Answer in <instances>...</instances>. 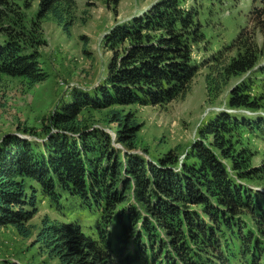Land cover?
<instances>
[{"label": "trees", "instance_id": "1", "mask_svg": "<svg viewBox=\"0 0 264 264\" xmlns=\"http://www.w3.org/2000/svg\"><path fill=\"white\" fill-rule=\"evenodd\" d=\"M34 1L0 0V25L17 14L18 3L30 8ZM38 1V19L52 14L68 29L75 0ZM121 1L107 3L115 8ZM187 3L160 0L115 25L103 40L112 54L104 81L93 92L75 90L51 117L43 141L3 139L0 227L31 238L41 195L65 213L75 204L95 218L88 226L71 208V220L43 219L34 246L61 264H264V164L252 166L250 147L255 136L264 135V119L221 111L198 130L183 159L173 149L149 159L135 152L140 128L134 117L115 110L163 107L186 93L202 66L194 47L206 39L197 8ZM37 27L32 24L30 33ZM1 35L0 75L30 85L45 81L40 41L17 28ZM236 42L215 53L212 62H221ZM243 49L220 64L225 82L258 66L253 45ZM211 82L209 76V91ZM250 83L231 91L230 110L255 113L264 107ZM87 110L109 111L117 125L115 142L125 153L104 131L80 126Z\"/></svg>", "mask_w": 264, "mask_h": 264}, {"label": "rangeland", "instance_id": "2", "mask_svg": "<svg viewBox=\"0 0 264 264\" xmlns=\"http://www.w3.org/2000/svg\"><path fill=\"white\" fill-rule=\"evenodd\" d=\"M107 1L75 0V8L67 17L68 29L60 25L52 14L38 19V0L30 8L23 3L14 6L17 14L10 13L6 22L0 25V41L3 39L1 33L8 28L20 29L27 38L31 36L40 41L41 45L37 46L39 63L47 79L30 85L24 79L0 75V144L10 135L43 141L51 117L71 101L75 90L93 92L104 81L112 56L103 44L106 34L115 25L145 13L160 0H122L115 8ZM186 1L189 8H197L206 38L194 47V59L202 66L186 93L163 107L115 108L134 117L140 128L135 152L149 159H156L172 149L183 159L197 140L198 130L221 111L264 119V107L250 113L232 111L227 106L231 91L248 81L254 98L257 102L262 100L264 105V0ZM32 24L35 29L38 24V31L33 34L30 33ZM236 40L235 47L222 55L221 62H212L215 53ZM250 44L256 49L258 66L240 78L222 80L220 64ZM209 76L212 79L210 91ZM78 122L81 127L104 131L112 137L116 148L126 152L122 144L115 142L117 125L110 122L109 111H84ZM250 147L254 151L252 166L264 164V135L255 136ZM39 201V211L31 221L35 233L31 238H23L12 226L0 227V264L7 260L20 264H61L58 259L41 253L38 245L34 246L38 229L46 217L58 221L71 220L68 213L73 208L71 211L80 212L83 223L94 225V216L79 210L75 204L65 209V213L47 197L40 195Z\"/></svg>", "mask_w": 264, "mask_h": 264}, {"label": "water", "instance_id": "3", "mask_svg": "<svg viewBox=\"0 0 264 264\" xmlns=\"http://www.w3.org/2000/svg\"><path fill=\"white\" fill-rule=\"evenodd\" d=\"M21 137L28 139V137H27V136H21Z\"/></svg>", "mask_w": 264, "mask_h": 264}]
</instances>
